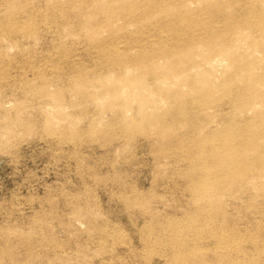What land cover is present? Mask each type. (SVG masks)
I'll return each mask as SVG.
<instances>
[{"label": "rangeland", "instance_id": "obj_1", "mask_svg": "<svg viewBox=\"0 0 264 264\" xmlns=\"http://www.w3.org/2000/svg\"><path fill=\"white\" fill-rule=\"evenodd\" d=\"M151 1L153 2L147 3ZM166 1L169 0H106V2L104 0H95V2L92 0H0V27L8 29L11 26L16 31L13 33V46H0V55L4 54L0 56V79L4 78L0 83L7 84L6 87L12 85L14 88V90L12 87L7 88L5 120L14 123L15 134L12 133L9 137H4L8 140L0 138V249L4 245L1 250L10 249L9 254L12 253L6 264H10V262L13 264L12 258H17V256L22 257L21 264L26 263V260H28L26 264L29 262L32 264H264V175L262 173L264 167V116H256L258 113H264V104L253 103L251 110L249 109L250 105L246 103L250 100L248 94H245L248 99L243 95V98L236 97L237 92H243L244 86L236 80L235 65L227 57L225 58L228 60L224 61V57H221L217 52V47H214L218 44H215L216 42L223 40L222 43L219 42V45L223 44L222 46L227 49L234 48L236 45L234 43H237L243 56L238 61L248 64L250 60H248L247 52H256L254 56L256 55L255 57L260 59V56L264 55V48L261 47L264 46V30L255 22L262 19L264 21V15L261 13L264 12V0H217V5L220 8L217 5L215 8L211 7L204 1L201 5L200 0H170L168 3ZM191 2L194 3L191 4ZM96 3H100L99 6ZM145 4L149 8L151 7L150 10ZM161 4L166 6H161ZM177 5L179 6L178 10L176 9ZM182 5L183 7H181ZM105 6L108 8L107 10ZM144 6L146 7L144 8ZM95 7H100L104 13L99 10L100 8L94 10L97 11L96 13L92 11ZM153 7H157L156 10ZM169 8L176 15L180 14L179 17L177 16L180 20L174 17V12L171 14ZM86 14H89L88 18ZM94 14L95 16H90ZM239 16L241 17L239 18ZM170 19L172 20L171 24ZM247 21L252 23H250L251 27ZM88 24H92L90 28L94 25L93 31L88 28ZM98 24L100 29L96 31L95 29L99 28ZM234 27H238L236 28L238 32L233 29ZM255 27L258 28L257 31ZM3 28H0V31ZM30 30L34 33L31 34ZM233 30L237 36H241L244 32L241 37H238L241 39L235 37L234 33L233 36L231 35ZM239 30L243 32L240 33ZM246 32L248 33L246 34L247 38H245ZM212 34L216 35L210 36ZM202 37H207L208 40ZM194 39H198L197 42L195 41L198 43L197 45L202 40L205 41L204 43L209 46L205 44V46L201 44L200 46L202 50L206 48L208 50L203 51L204 53L201 52L199 46L193 45L196 44L193 42ZM252 39H256L260 44L256 46V49H250V51L247 49V44ZM244 40H247L246 43H243ZM14 42L16 43L13 44ZM228 42L231 43V46ZM172 44L173 46H170ZM191 45L194 46V50ZM209 48L213 49L211 53ZM146 51L147 53H145ZM198 51L201 52L200 54H211L215 59L217 58L219 63L215 62V66L220 70L226 72L227 69H232H229L232 74L227 70L228 77H224V75L227 76L226 74L221 76L227 82L231 80L230 83L228 82L231 86L227 84L232 89L229 88L226 95L219 90L216 91L215 103L208 106L202 103L204 101L200 100L201 97L198 94L193 95L196 93L195 91L190 92L191 86L181 83L183 82L181 79L184 77L181 69L192 60L201 59ZM13 53L17 54L13 55ZM142 53L148 55L145 56ZM171 54L177 55L179 58ZM19 57L23 59L20 61ZM11 59L13 60L11 61ZM144 60L147 62L150 60V63ZM168 62L171 64V70L164 68ZM226 62H228L227 66ZM154 63H162L161 71L152 69ZM30 64L37 70L33 74L31 68L28 69ZM178 65L180 68L176 67ZM51 66L52 68H50ZM206 68L211 69V66ZM27 70L28 76L23 73ZM148 70L150 71L148 72ZM40 71L42 73L52 72L56 76V86L54 87L56 100L52 108L45 107L36 99L38 96L33 92L34 89L27 92L24 88L26 84H31L34 88L40 86L39 78L36 75L37 72L41 73ZM4 75L8 77L5 78ZM177 75L182 76L177 77ZM232 75L233 77H230ZM118 76L119 78H116ZM160 76L164 77L166 83ZM109 79L111 80L109 81ZM123 80L125 81L123 82ZM134 80H139L140 83L134 85L135 83L131 82ZM104 81L106 85L103 84ZM232 82L233 84H231ZM107 83L111 86L108 87ZM129 86L132 91L128 89ZM135 87L137 90L133 89ZM261 89L264 91V85L261 86ZM133 90L137 91V94L133 93ZM140 92L145 97L149 96L147 99L150 100V106H146L150 118L147 119L141 118L140 95L142 96V94ZM167 93H170L169 96ZM181 93L187 96L181 97ZM18 94L21 96L18 97ZM29 95H33V97ZM179 96L182 100L179 99ZM94 97L96 98L94 99ZM27 102L28 104H25ZM180 102L185 107H183L184 109ZM241 103L240 107L242 108H239ZM26 105L28 108H25ZM244 107L247 108V113ZM153 114H157L161 120L163 119L161 123H158L159 125L157 122L152 125ZM243 114L245 115L243 116ZM49 118L52 121L49 122ZM253 118L255 124L251 123L254 121ZM23 119L25 120L23 121ZM256 120H258L257 123ZM130 121H135L137 126L127 128ZM17 122L20 124L22 122V124L19 125ZM24 122L26 124H23ZM41 123L43 126L40 125ZM162 123L166 126L160 129L159 127H163ZM139 125L141 126L139 127ZM222 126H227L226 129L230 132L228 135L230 134L232 137L231 141L229 140L231 143L223 145L221 136L218 138L219 135L214 139L209 137L212 141L204 142L213 130L222 129ZM60 127L64 129H60ZM244 128L250 129V132L247 130L249 134L242 132V130L246 132ZM226 132L225 135H227ZM240 133L243 134L240 135ZM242 140L247 142L243 143ZM2 141L4 144L1 143ZM233 142L237 147L234 156L237 154L240 157L242 154L246 158L248 157L247 160L250 162L248 169L247 167H238L239 179H234L230 175L231 172L226 173L225 168L214 164L215 157L211 156L213 145L221 146L220 150L225 151L224 148ZM220 150L219 152H221ZM205 163L206 165H204ZM213 165L217 167L214 168ZM205 168L207 169L205 170ZM215 169L216 171H212ZM241 169L245 171L241 172ZM214 172L217 173L214 174ZM240 180L241 182H239ZM260 217L261 219H259ZM8 232L11 233V241L3 244L1 237L3 233ZM0 253V257L3 256L2 252Z\"/></svg>", "mask_w": 264, "mask_h": 264}, {"label": "bare ground", "instance_id": "obj_2", "mask_svg": "<svg viewBox=\"0 0 264 264\" xmlns=\"http://www.w3.org/2000/svg\"><path fill=\"white\" fill-rule=\"evenodd\" d=\"M92 1H94L95 2V0H92ZM105 2H106V0H104ZM162 1V0H161ZM170 1V0H169ZM168 1V2H169ZM182 1V0H181ZM188 1V0H187ZM201 1V2H200ZM199 1V3H201V5H202V2L204 1V3H209L210 5H211V7H213L214 6V8L216 7V5H217V0H200ZM246 1V0H245ZM10 2V1H9ZM48 2V1H47ZM153 1H151V2H147V3H152ZM167 2V1H166ZM167 2V3H168ZM195 2H197V1H195ZM257 2V1H256ZM261 2V1H260ZM183 3H184V1H183ZM192 3H194V2H191V4ZM224 3V2H223ZM246 3V2H245ZM45 4V3H44ZM63 4V3H62ZM97 4V3H96ZM100 4V3H99ZM99 4H97L98 6H99ZM105 4V3H104ZM103 4V5H104ZM176 4H177V2H176ZM179 4V3H178ZM182 4V3H181ZM197 4H198V2H197ZM261 4V3H260ZM4 5V4H3ZM29 5V4H28ZM37 5V4H36ZM36 5H34V6H36ZM43 5V4H42ZM46 5V4H45ZM66 5V4H65ZM65 5H63V6H65ZM96 5V6H97ZM145 5H147V4H145ZM151 5H153L154 6V4H151ZM163 4H161V6H162ZM184 5H185V3H184ZM194 5V4H193ZM198 5H200V4H198ZM200 5V6H201ZM246 5V4H245ZM22 6V5H21ZM25 6V5H24ZM60 6H61V4H60ZM83 6V5H82ZM88 6H90V5H88ZM132 6V5H131ZM163 6H166V5H163ZM186 6V5H185ZM218 6V5H217ZM237 6V5H236ZM3 7V6H2ZM38 7V6H37ZM56 7V6H55ZM62 7V6H61ZM66 8H67V6H65ZM106 7V6H105ZM104 7V8H105ZM133 7V6H132ZM146 6H144V8H145ZM177 7L179 8V6L177 5L176 6V9H177ZM181 7H183V5L181 6ZM181 7H180V9H181ZM191 7V6H190ZM208 7V6H207ZM252 7V6H251ZM258 7V6H257ZM20 8V7H19ZM42 8V7H41ZM49 8V7H48ZM98 9L100 8V7H97ZM96 7H95V9H93L92 11H94V10H96L97 9ZM103 8V7H102ZM116 8V7H115ZM147 8H149L148 7V5H147ZM151 8V7H150ZM150 8H149V10H150ZM155 10H156V8L155 7H153ZM159 8V7H158ZM164 8V7H163ZM202 8V7H201ZM200 8V9H201ZM210 8V7H209ZM218 8H220L219 6H218ZM5 9V8H4ZM21 9V8H20ZM30 9V8H29ZM108 8L106 7V10H107ZM161 9V8H160ZM165 9V8H164ZM170 9V8H169ZM186 9V8H185ZM188 9V8H187ZM192 9V8H191ZM195 9V8H194ZM206 9V8H205ZM208 9V8H207ZM243 9V8H242ZM257 9V8H256ZM57 10V9H56ZM100 11H101V8L99 9ZM147 10V9H146ZM148 10V11H149ZM172 10H174L173 8H172ZM178 10V9H177ZM177 10H175V11H177ZM209 10V9H208ZM212 10V9H211ZM8 11H10V10H8ZM13 11V10H12ZM46 11H47V9H46ZM60 11V10H59ZM99 11V12H100ZM170 11H171V9H170ZM183 12H185V10H182ZM233 11V10H232ZM32 12H33V10H32ZM95 13L97 12V11H94ZM102 12V11H101ZM174 12V11H173ZM172 11H171V14L173 13ZM181 12V11H180ZM182 12V13H183ZM230 12V11H229ZM10 13V12H9ZM44 13V12H43ZM86 13V12H85ZM91 13V12H90ZM102 13H104V12H102ZM108 13H109V11H108ZM146 13V12H145ZM150 13V12H149ZM149 13H148V15H149ZM152 13V12H151ZM175 13V12H174ZM173 13V14H174ZM178 13V12H177ZM192 13V12H191ZM202 13V12H201ZM206 13V12H205ZM212 13V12H211ZM259 13V12H258ZM263 15H264V12H261ZM11 14V13H10ZM9 14V15H10ZM17 14V13H16ZM30 14V13H29ZM54 14V13H53ZM84 14V13H83ZM147 14V13H146ZM153 14V13H152ZM169 14V13H168ZM184 14H187V13H184ZM206 14H208V13H206ZM223 14V13H222ZM226 14H227V12H226ZM262 14H261V16H262ZM9 15H7V16H9ZM46 15V14H45ZM81 15V14H80ZM89 15V14H88ZM87 14H86V17L88 18L89 16H88ZM147 15V16H148ZM159 15V14H158ZM180 15V14H179ZM179 15L177 14L176 15V13L174 14V17L176 18L177 16L179 17ZM200 15V14H199ZM209 15V14H208ZM230 15V14H229ZM258 16H260L259 14H257ZM11 16V15H10ZM22 16V15H21ZM75 16V15H74ZM91 17L92 16H95V14L94 15H90ZM157 16V15H156ZM173 16V15H172ZM244 16V15H243ZM256 16V15H255ZM2 17V16H1ZM15 17V16H14ZM31 17V16H30ZM36 17V16H35ZM38 17V16H37ZM61 17V16H60ZM103 17V16H102ZM116 17V16H115ZM137 17V16H136ZM161 17V16H160ZM177 17V20L179 19ZM181 18L183 17V16H180ZM202 17V16H201ZM216 17V16H215ZM241 16H239V18H240ZM257 17V16H256ZM264 17V16H263ZM3 18H5L4 16H3ZM18 18V17H17ZM69 18V17H68ZM87 18L85 19V20H87ZM95 18V17H94ZM93 18V19H94ZM106 18H107V16H106ZM157 18V17H156ZM167 18H169V16H167ZM173 18V17H172ZM171 18V19H172ZM187 18V17H186ZM208 18V17H207ZM221 18V17H220ZM225 18V17H224ZM11 19V18H10ZM13 19V18H12ZM107 19H109V18H107ZM106 19V20H107ZM142 19V18H141ZM170 19V20H171ZM192 19V18H191ZM226 19H228V18H226ZM237 19V18H236ZM258 19H259V17H258ZM4 20V19H3ZM17 21H18V19H16ZM32 20V19H31ZM70 20V19H69ZM110 20V19H109ZM109 20H107V22H109ZM176 20V19H175ZM180 20V19H179ZM188 20V19H187ZM206 20V19H205ZM230 20V19H229ZM254 20V19H253ZM253 20H252V22H253ZM263 20V19H262ZM262 20H258V21H256L255 22V24H257L261 29H263L264 30V21H262ZM27 21V20H26ZM62 21V20H61ZM96 21H97V19H96ZM104 21V20H103ZM115 21V20H114ZM169 21V20H168ZM214 21V20H213ZM217 21V20H216ZM6 22H7V20H6ZM22 22V21H21ZM20 22V23H21ZM47 22V21H46ZM63 22V21H62ZM87 23L89 22L88 20L86 21ZM85 22V23H86ZM160 22V21H159ZM170 22V24H171V22H172V20L171 21H169ZM205 22V21H204ZM2 23V22H1ZM40 23V22H39ZM209 23V22H208ZM244 23L246 24V22L244 21ZM247 23H248V25L250 26L252 23L251 22H249V21H247ZM251 23V24H250ZM254 23V22H253ZM3 24V23H2ZM13 24H16V23H13ZM18 24V23H17ZM33 24V23H32ZM93 24V23H92ZM91 24V25H92ZM101 24V23H100ZM103 24V23H102ZM113 24V23H112ZM137 24V23H136ZM160 24V23H159ZM158 24V25H159ZM214 24V23H213ZM232 24H233V20H232ZM236 24H237V22H236ZM6 25V24H5ZM5 25H3V26H5ZM56 25V24H55ZM89 25V27L88 28H90L91 27V25L90 24H88ZM87 25V26H88ZM144 25H145V23H144ZM164 25V24H163ZM166 25V24H165ZM205 25V24H204ZM226 25V24H225ZM224 25V26H225ZM228 25V24H227ZM230 25V24H229ZM247 25V24H246ZM9 26V25H8ZM15 26V25H14ZM29 26H30V24H29ZM45 26V25H44ZM63 26V25H62ZM139 26H140V24H139ZM143 26V25H142ZM147 26V25H146ZM153 26V25H152ZM167 26H168V24H167ZM188 26V25H187ZM186 26V27H187ZM199 26V25H198ZM241 27L242 26H244V25H240ZM28 27V26H27ZM26 27V28H27ZM97 27V26H96ZM95 27V28H96ZM98 27H99V24H98ZM174 27V26H173ZM190 27V26H189ZM214 27V26H213ZM251 27V26H250ZM0 28H3L2 26L0 27ZM22 28H24V27H22ZM31 28V27H30ZM33 28H34V26H33ZM37 27L35 26V29H36ZM70 28V27H69ZM68 28V29H69ZM74 28V27H73ZM92 28H94V25H93V27ZM92 28H90L91 30H92ZM191 28H193V27H191ZM202 28V27H201ZM206 28H208V27H206ZM218 28V27H217ZM222 28V27H221ZM232 28V27H231ZM230 28V29H231ZM236 28H238V27H234L233 29H235L236 30ZM244 28V27H243ZM256 28V27H255ZM254 28V29H255ZM100 29V27L98 28V29H95L96 31L97 30H99ZM169 29V28H168ZM253 29V30H254ZM257 29L258 28H256V31H257ZM18 30H20V29H18ZM32 30V29H31ZM29 31V32H31V34H32V32L33 31ZM34 30V29H33ZM37 30V29H36ZM154 30V29H153ZM204 30V29H203ZM207 30V29H206ZM227 30V29H226ZM226 30H225V32H226ZM229 30V29H228ZM235 30H233V32H232V36L235 34V37H241L243 34H244V32L242 33L240 30V33H242L241 34V36H237L236 34L237 33H234V31ZM249 30H252V29H250L249 28ZM263 30H261V32L263 33ZM78 31V30H77ZM93 31V30H92ZM111 31H113V30H111ZM168 31V30H167ZM211 31V30H210ZM222 31V30H221ZM237 31V30H236ZM245 31V30H244ZM255 31V30H254ZM260 31V30H259ZM14 32H16L15 31V29H14V27H11L10 26V28H8V29H4L3 28V30H1L0 31V46H11L12 45V39H13V33ZM25 32V31H24ZM56 32V31H55ZM58 32V31H57ZM79 32V31H78ZM95 32V31H94ZM127 32V31H126ZM200 32V31H199ZM224 32V33H225ZM238 32V31H237ZM252 32V31H251ZM28 33V32H27ZM34 33V32H33ZM44 33V32H43ZM42 33V34H43ZM52 33H54V32H52ZM75 33V32H74ZM77 33V32H76ZM112 33V32H111ZM132 33H134V32H132ZM166 33V32H165ZM175 33V32H174ZM191 33V32H190ZM205 33V32H204ZM210 33V32H209ZM223 33V34H224ZM234 33V34H233ZM18 34V33H17ZM93 34V33H92ZM140 34H142V33H140ZM218 34V33H217ZM246 34H248L247 32L245 33V35ZM257 34V33H256ZM261 34V33H260ZM16 35V34H15ZM23 35V34H22ZM25 35V34H24ZM26 35H28V34H26ZM88 35V34H87ZM110 35V34H109ZM143 35V34H142ZM153 35V34H152ZM193 35V34H192ZM198 35V34H197ZM209 35V34H208ZM214 35H216V34H212V35H210V36H214ZM262 35V34H261ZM56 36V35H55ZM177 36V35H176ZM195 36V35H194ZM218 36V35H217ZM225 36V35H224ZM227 36V35H226ZM256 36V35H255ZM257 36H259L258 34H257ZM263 36H264V34H263ZM17 37V36H16ZM32 37V36H31ZM108 37V36H107ZM218 37H221L220 35L218 36ZM217 37V38H218ZM223 37V36H222ZM230 37V36H229ZM234 37V38H235ZM248 37V35H246L245 36V38H247ZM22 38V37H21ZM24 38V37H23ZM33 38H35V37H33ZM59 38H60V36H59ZM106 38V37H105ZM140 38H142V37H140ZM176 38V37H175ZM179 38V37H178ZM202 38H204V37H202ZM210 38H214V37H210ZM226 38V37H225ZM228 38V37H227ZM233 38V39H234ZM236 38V39H237ZM250 38H251V36H250ZM253 38V37H252ZM14 39H16L15 37H14ZM30 39H32V38H30ZM119 39V38H118ZM136 39V38H135ZM196 39V38H195ZM194 39V41L193 42H197V40H195ZM204 39H207V37L206 38H204ZM216 39V38H215ZM222 40H223V38H221ZM220 39V40H221ZM229 39V38H228ZM238 39H241V38H238ZM244 39V38H243ZM242 39V40H243ZM254 39V38H253ZM251 40V41H249L248 42V44H247V49L248 50H250V49H253L254 50V48L256 49V46H259V44H260V42H258L256 39V41L255 40ZM46 40V39H45ZM49 40V39H48ZM88 40V39H87ZM107 40V39H106ZM109 40H111V39H109ZM129 40V39H128ZM132 40V39H131ZM171 40V39H170ZM190 40V39H189ZM200 40H202V39H200ZM208 40V39H207ZM209 40H211V39H209ZM218 40V39H217ZM225 40H227V39H225ZM259 40V39H258ZM15 41V40H14ZM23 41H26V40H23ZM36 40L34 39V42H35ZM55 41V40H54ZM97 41V40H96ZM99 41V40H98ZM112 41V40H111ZM117 41V40H116ZM137 41V40H136ZM191 41V42H192ZM224 41V40H223ZM222 41V42H223ZM240 41V40H239ZM247 41V40H246ZM246 41L244 40V42L243 43H246ZM264 41V40H263ZM17 42V41H16ZM16 42H14L13 44H15ZM20 42V41H19ZM47 42V41H46ZM66 42V41H65ZM94 42V41H93ZM113 42V41H112ZM123 42V41H122ZM130 42V41H129ZM150 42V41H149ZM190 42V41H189ZM195 42V43H196ZM205 41H201L200 43H199V45H197L198 43H196V44H193V45H197V46H199L200 47V49L202 48L201 46H200V44L203 46L205 43H204ZM219 42H221V41H219ZM219 42H216L215 44H217V45H214V43H213V45H214V47L216 46L217 48V52L221 55V57H224V61H225V57H227L229 60H231L232 61V63H234V65H235V68H234V75H235V77H236V80L238 81V82H240L244 87V90H242L243 92H241V91H239V92H237L236 93V97H242V95L243 96H245V94H248V96H249V101H247L246 103L248 104V105H250L249 107V109H251L252 108V104L253 103H262V104H264V91L261 89V86L262 85H264V55L263 56H260L261 58L259 59L258 57H255L254 56V53H256V52H252L253 53V55H252V53L251 52H247L246 54H247V56H248V60H250V62L248 63V64H246L244 61H238L239 60V58L242 56V54H241V50L238 48V46H239V44L237 45V43H234V44H236V45H234L235 47L234 48H232V49H227L226 47H223L222 45H219ZM221 42V43H222ZM231 42V41H230ZM240 42H242V41H240ZM96 43H98V42H96ZM187 43V42H186ZM207 43V42H206ZM229 43V42H228ZM227 43V44H228ZM232 43V42H231ZM231 43H229V45L231 46ZM20 44V43H19ZM42 44V43H41ZM60 44V43H59ZM80 44V43H79ZM112 44V43H111ZM145 44V43H144ZM188 44V43H187ZM186 44V45H187ZM208 44V43H207ZM212 44V43H211ZM210 44V46H212ZM17 45V44H16ZM22 45V44H21ZM21 45H19V46H21ZM63 45V44H62ZM67 45V44H66ZM96 46H97V44H95ZM155 45V44H154ZM163 45V44H162ZM189 45V44H188ZM187 45V46H188ZM206 45V44H205ZM204 45V46H205ZM226 45V44H225ZM13 46V45H12ZM70 46V45H69ZM84 46V45H83ZM95 46V47H96ZM136 46V45H135ZM141 46V45H140ZM170 46H173V44L172 45H170ZM192 46V45H191ZM190 46V47H191ZM206 46H209V45H206ZM241 46V45H240ZM261 46V45H260ZM22 47V46H21ZM28 47V46H27ZM67 47V46H66ZM124 47V46H123ZM122 47V48H123ZM137 47V46H136ZM161 47V46H160ZM184 47V46H183ZM186 47V46H185ZM193 47V50H194V46H192ZM261 47H263L264 48V46L262 45ZM260 47V48H261ZM11 48V47H10ZM18 48V47H17ZM58 48V47H57ZM71 48V47H70ZM76 48V47H75ZM81 48V47H80ZM88 48V47H87ZM115 48H116V46H115ZM158 48V47H157ZM163 48V47H162ZM189 48V47H188ZM187 48V49H188ZM205 48V47H204ZM203 48V49H204ZM243 49H244V47H242ZM3 49V48H2ZM37 49V48H36ZM68 49V48H67ZM111 49V48H110ZM144 49V48H143ZM159 49V48H158ZM189 49H191V48H189ZM195 49H197V48H195ZM199 49V50H200ZM207 49V48H206ZM206 49H204V50H202L201 52H206L205 50ZM262 49V48H261ZM261 49H257L258 51L259 50H261ZM19 50V49H18ZM22 50V49H21ZM57 50V49H56ZM55 50V51H56ZM73 50V49H72ZM76 50V49H75ZM167 50V49H166ZM192 50V51H193ZM208 50V49H207ZM211 50V51H210ZM212 50L213 49H211V48H209V52L211 53L212 52ZM214 50V53L216 52ZM263 50V49H262ZM6 51V50H5ZM5 51H2V52H5ZM9 51V50H8ZM7 51V52H8ZM157 51H159V50H157ZM162 51H165V50H163L162 49ZM174 51V50H173ZM191 51V50H190ZM247 51V50H246ZM251 51V50H250ZM257 51V52H258ZM16 52H18V51H16ZM21 52V51H20ZM69 52V51H68ZM121 52V51H120ZM175 52V51H174ZM174 52H172L171 51V53H174ZM186 52L188 53V51L186 50ZM194 52V51H193ZM200 52V53H201ZM203 52V53H204ZM261 52H263V51H261ZM10 53V52H9ZM19 53V52H18ZM28 53V52H27ZM85 53V52H84ZM87 53V52H86ZM85 53V54H86ZM136 53H137V51H136ZM145 53H147V51L145 52ZM164 53V52H163ZM176 53V52H175ZM174 53V54H175ZM192 53V52H191ZM190 53V54H191ZM196 53V52H195ZM197 53H199V51L197 52ZM199 53V54H200ZM12 54V53H11ZM17 54V53H16ZM16 54H14L13 53V55H16ZM41 54V53H40ZM61 54V53H60ZM63 54H64V52H63ZM141 54V53H140ZM142 54H144V53H142ZM148 54H149V52H148ZM147 54V55H148ZM159 54V53H158ZM193 54V53H192ZM213 54V53H212ZM243 54H245V53H243ZM260 54V53H259ZM263 54V53H262ZM2 55V54H1ZM0 55V56H1ZM4 55V54H3ZM2 55V56H3ZM21 55V54H20ZM24 55V54H23ZM106 55H108V54H106ZM139 55V54H138ZM137 55V56H138ZM145 55V54H144ZM142 55V57H145V56H147V55ZM171 55H173V54H171ZM171 55H170V57H171ZM189 55V54H188ZM201 55V59L199 60V59H197V60H195L194 59V57H196V56H194V54H193V59L195 60V61H191L189 64H187V66H186V64H185V66L183 67V69H181L182 70V73H183V75H184V77H182L183 79H181V80H183V82H181L183 85H187V86H191L190 88H191V91L190 92H192V91H195L196 93H193V95L194 94H198V96L199 97H201L200 98V100L201 99H203L202 101H204V102H202V103H204L205 105H209V104H214L215 103V98H214V96H215V92L216 91H221V93L223 92L225 95L229 92V88L230 87H228L230 84V81H228L227 82V80L225 79V78H221V76L223 75V74H226V72H227V70L229 71V73H231L232 74V72H230V70L229 69H231V68H229V69H227L226 70V72H224V70H220V68H218L217 66H215V62H218L219 60L216 58L215 59V57L212 55L211 56V54H207V55H205V54H200ZM200 55H198V56H200ZM215 55V54H214ZM7 56V55H6ZM62 56V55H61ZM100 56V55H99ZM173 56H177V55H173ZM258 56V55H257ZM11 57V56H10ZM10 57H8V58H10ZM13 57V56H12ZM14 57H16V56H14ZM28 57V56H27ZM36 57V56H35ZM141 57V58H142ZM149 57H150V54H149ZM178 57V56H177ZM34 58V57H33ZM67 58V57H66ZM74 58V57H73ZM133 58H134V56H133ZM148 58V57H147ZM156 58V57H155ZM179 58V57H178ZM197 58V57H196ZM242 58H243V56H242ZM5 59V58H4ZM15 59V58H14ZM18 59V58H17ZM19 59H20V61L23 59L22 57L20 58L19 57ZM18 59V60H19ZM25 59V58H24ZM52 59V58H51ZM78 59V58H77ZM100 59V58H99ZM112 59V58H111ZM124 59V58H123ZM139 59V58H138ZM169 59V58H168ZM167 59V60H168ZM187 59V58H186ZM185 59V60H186ZM222 59V58H221ZM228 59H226V60H228ZM262 59V60H261ZM6 60H7V58H6ZM13 59H11V61H12ZM17 60V61H18ZM26 60V59H25ZM30 60V59H29ZM109 60V59H108ZM142 60V59H141ZM150 60H151V58H150ZM149 60V61H150ZM180 60V59H179ZM217 60V61H216ZM243 60V59H242ZM248 60H245V61H247L248 62ZM19 61V62H20ZM82 61V60H81ZM123 61V60H122ZM130 61V60H129ZM137 61V60H136ZM139 61V60H138ZM145 62H147L146 60H144ZM148 61V62H149ZM176 61V63L178 62L177 60H175ZM174 61V62H175ZM3 62V61H2ZM15 62V61H14ZM29 62V61H28ZM32 62H33V60H32ZM142 62V61H141ZM147 62V63H148ZM159 62H161V61H159ZM167 62V61H166ZM221 62H222V60H221ZM18 63V62H17ZM30 63V62H29ZM86 63V62H85ZM88 63V62H87ZM102 63V62H101ZM150 63V62H149ZM164 63V62H163ZM219 63V62H218ZM222 63H224V62H222ZM227 63L228 62H226L225 64H226V66H227ZM230 63V62H229ZM232 63H231V65H232ZM11 64V63H10ZM19 64V63H18ZM23 64V63H22ZM43 64V63H42ZM45 64V63H44ZM76 64V63H75ZM74 64V65H75ZM91 64V63H90ZM116 64V63H115ZM118 64V63H117ZM162 64V63H161ZM161 64H157V63H154L153 64V67L154 68H152V69H156V71H161L160 70V65ZM177 64H179V63H177ZM217 64V63H216ZM224 64V65H225ZM21 65V64H20ZM34 65V64H33ZM60 65H62V64H60ZM86 65V64H85ZM98 65V64H97ZM103 65V64H102ZM143 65V64H142ZM145 65V64H144ZM173 65V64H172ZM184 65V64H183ZM23 66V65H22ZM76 66V65H75ZM139 66V65H138ZM152 66V65H151ZM162 66V65H161ZM165 67V69H167V70H171V64L168 62V63H166L165 65H164ZM174 66V65H173ZM207 66H211V69H208V68H206ZM233 66V65H232ZM24 67V66H23ZM29 67L31 68L30 70H31V72H32V74L33 73H35L34 71L36 70V68H35V66H31V64H30V66H28V69H29ZM37 67V66H36ZM79 67H81V66H79ZM95 67V66H94ZM97 67V66H96ZM141 67V66H140ZM144 67V66H143ZM147 67V66H146ZM176 67H179V65L178 66H176ZM176 67H175V69H176ZM225 67V66H224ZM223 67V68H224ZM25 68V67H24ZM45 68V67H44ZM50 68H52V66L50 67ZM84 68V67H83ZM98 68V67H97ZM100 68V67H99ZM104 68V67H103ZM120 68V67H119ZM131 68H132V66H131ZM134 68V67H133ZM137 68H139V67H137ZM149 68V67H148ZM180 68V67H179ZM182 68V67H181ZM27 69V68H26ZM82 69V68H81ZM121 69V68H120ZM144 69V68H143ZM142 69V70H143ZM151 69V68H150ZM25 70V69H24ZM40 70V68L38 69V71ZM43 70V69H42ZM51 70V69H50ZM78 70V69H77ZM80 70V69H79ZM139 70V69H138ZM147 70V69H146ZM180 70V69H179ZM232 70V69H231ZM37 71V70H36ZM150 70H148V72H149ZM155 71V70H154ZM154 71H151V72H154ZM27 72H28V70L27 71H24L23 73L24 74H26L27 75ZM41 73H39L38 74V72H37V76H38V78H39V81H40V86H38L37 88H34V87H32L31 86V84H26L25 85V90L27 91V92H29V91H32V89H34L33 90V92L38 96L36 99H38L45 107H48V106H50L51 108L54 106V101L56 100V95H55V93H54V87L56 86V80H55V77L56 76H54V74L52 73V72H43L42 73V71H40ZM71 72V71H70ZM145 73H146V71H144ZM175 72V71H174ZM176 72H178V71H176ZM30 73V72H29ZM45 73V74H44ZM56 73V72H55ZM167 73V72H166ZM179 73H181V72H179ZM1 74V73H0ZM5 74V73H4ZM9 74V73H8ZM18 74V73H17ZM23 74V75H24ZM76 74H77V72H76ZM131 74H132V72H131ZM156 74H157V72H156ZM169 74H170V71H169ZM172 74V73H171ZM75 75V74H74ZM85 75V74H84ZM151 75H152V73H151ZM167 75V74H166ZM179 75V74H178ZM177 75V77H180V76H182V75H180V76H178ZM227 75V74H226ZM2 76V75H1ZM5 76V78H6V76L7 75H4ZM10 76V75H9ZM28 76V75H27ZM26 76V77H27ZM32 76H35V75H32ZM67 76V75H66ZM120 77H121V75H119ZM119 76L118 77H116V78H119ZM123 76V75H122ZM149 76V75H148ZM152 76H154V75H152ZM8 77V76H7ZM11 77V76H10ZM24 77V76H23ZM143 77V76H142ZM159 77V76H158ZM160 77H162V76H160ZM169 77H170V75H169ZM224 77H228V75L227 76H225L224 75ZM230 77H233V75L232 76H230ZM3 78V77H2ZM1 78V79H2ZM15 78V77H14ZM19 78V77H18ZM17 78V79H18ZM25 78V77H24ZM23 78V79H24ZM29 78V77H28ZM60 78V77H59ZM87 78V77H86ZM125 78V77H124ZM168 78V77H167ZM174 78H176V77H174ZM1 79H0V81H1ZM4 79V78H3ZM8 79V78H7ZM13 79V78H12ZM23 79H20V80H23ZM27 79V78H26ZM108 79V78H107ZM127 79V78H126ZM155 79V78H154ZM162 79H164V77H162ZM161 79V80H162ZM229 79V78H228ZM9 80H11V79H9ZM13 80H16V79H13ZM28 80V79H27ZM93 80V79H92ZM111 79H109V81H110ZM152 80V79H151ZM233 80V79H232ZM6 81V80H5ZM4 81V82H5ZM29 81H31V79H29ZM82 81H83V79H82ZM90 81V80H89ZM94 81H95V79H94ZM106 81V80H105ZM105 81L103 82V84H105L106 85V83H105ZM108 81V80H107ZM119 81H121V80H119ZM119 81H118V84H119ZM125 80H123V82H124ZM144 81V80H143ZM156 81V80H155ZM154 81V82H155ZM13 82V81H12ZM12 82H10V83H12ZM16 82H18V81H16ZM61 82V81H60ZM68 82V81H67ZM79 82V81H78ZM114 82V81H113ZM128 82V81H127ZM132 82V84H134V85H138L139 83H140V81L139 80H134V81H131ZM134 82V83H133ZM152 82V81H151ZM162 82V81H161ZM6 83H9V82H6ZM20 83V82H19ZM24 83V82H23ZM93 83V82H92ZM126 83V82H125ZM141 83H142V78H141ZM144 83V82H143ZM158 83V82H157ZM164 83H166L165 82V79H164ZM169 83V82H168ZM181 83H178V84H181ZM229 85H228V84ZM15 84V83H14ZM13 84V86H15ZM18 84V83H17ZM17 84H16V87H17ZM36 84V83H35ZM37 84H38V82H37ZM36 84V85H37ZM118 84H117V88H118ZM154 85H156L155 83H153ZM172 84V83H171ZM177 84V83H176ZM231 84H233V82L231 83ZM7 85V84H6ZM6 85L4 84V83H0V138L2 137V139H4V137L5 136H8L9 137V135H12V133L13 134H15L14 133V131H15V126H14V123L12 124V123H10V122H8V121H6L5 119H6V92H7V88H11L12 87V85L10 86V87H6ZM10 85V84H9ZM8 85V86H9ZM35 85V86H36ZM72 85V84H71ZM107 85H108V87L109 86H111L110 84H108L107 83ZM147 85V84H146ZM149 85V84H148ZM161 85V84H160ZM166 85V84H165ZM63 86V85H62ZM66 86V85H65ZM64 86V87H65ZM78 86H80L79 84H78ZM116 86V85H115ZM114 86V88H116ZM128 86V85H127ZM133 86V85H132ZM153 86V85H152ZM179 86V85H178ZM231 86V85H230ZM233 86V85H232ZM22 87V86H21ZM69 87H71V86H69ZM98 87V86H97ZM101 87V86H100ZM107 89H108V87L107 86H105ZM143 87V86H142ZM149 88H150V86H148ZM154 87V86H153ZM23 88V87H22ZM105 88V89H106ZM112 88H113V86H112ZM127 88V87H126ZM132 88V87H131ZM141 88V87H140ZM165 88V87H164ZM12 89L14 90V88L12 87ZM18 89V88H17ZM19 89H20V86H19ZM130 91H132L131 89H130V86H129V88H128ZM134 90H137V88L135 87V88H133ZM142 89V88H141ZM141 89H140V91H141ZM151 89V88H150ZM168 89V88H167ZM176 89H178V88H176ZM230 89H232V88H230ZM9 90V89H8ZM25 90H23V91H25ZM70 90V89H69ZM117 90V89H116ZM134 90H133V93H136V92H134ZM147 90V89H146ZM155 90V89H154ZM179 90H181V89H179ZM85 91V90H84ZM139 91V90H138ZM150 91V90H149ZM153 91V90H152ZM162 91H164V90H162ZM175 91H177V90H175ZM175 91H171V92H175ZM182 91V90H181ZM26 92V93H27ZM103 92V91H102ZM141 92H143V91H141ZM140 92V93H141ZM146 92V91H145ZM158 92V91H157ZM156 92V93H157ZM13 93V92H12ZM89 93V92H88ZM113 93V92H112ZM117 93V92H116ZM116 93H114L115 95H116ZM132 92H131V95L133 94ZM140 93H138V94H140ZM148 93H150V92H148ZM166 93V92H165ZM180 93V92H179ZM187 93V92H186ZM234 93V92H233ZM92 95H93V93H91ZM137 94V93H136ZM142 94V93H141ZM170 94V93H169ZM169 94L167 93V95L169 96ZM172 94V93H171ZM182 94V96L181 97H186L185 96V94L184 93H181ZM235 94V93H234ZM14 95L16 96L17 95V92H16V94L14 93ZM19 95L20 94H18V97H19ZM119 95V94H118ZM174 95H175V93H174ZM230 95V94H229ZM11 96H13V94H11ZM21 96V95H20ZM29 96H32L33 97V95H29ZM28 96V97H29ZM136 96V95H135ZM139 96V95H138ZM148 96V95H147ZM147 96L145 97V96H143V94H142V96L140 95V101H141V111H140V114H141V118H143V119H147L148 117L150 118V116H148L149 115V112L147 111V106L146 105H149L150 104V100H148L147 99ZM151 96V95H150ZM197 96V95H196ZM223 96V95H222ZM247 96V95H246ZM245 96V97H246ZM88 97V96H87ZM126 97V96H125ZM149 97V96H148ZM160 97V96H159ZM163 97V96H162ZM165 98H166V94H165V96H164ZM163 97V98H164ZM180 96H179V99H181L182 100V98H181ZM14 98V97H13ZM17 98V97H16ZM31 98V97H30ZM96 97H94V99H95ZM99 98V97H98ZM98 98H97V100H98ZM115 98V97H114ZM164 98V99H165ZM175 98V97H174ZM174 98H172V99H174ZM229 98V97H228ZM227 98V99H228ZM231 98L233 99V97L231 96ZM243 98V97H242ZM247 98V97H246ZM245 98V99H246ZM8 99V98H7ZM12 99V98H11ZM76 99V98H75ZM78 99V98H77ZM162 99V98H161ZM176 99H177V97H176ZM194 99H196V98H194ZM193 99V100H194ZM248 99V98H247ZM31 100H32V98H31ZM131 100H133V99H131ZM192 100V101H193ZM199 100V99H198ZM241 100H244V99H241ZM38 101V102H39ZM82 101V100H81ZM100 101V100H99ZM98 101V102H99ZM102 102V101H101ZM138 102V101H137ZM154 102V101H153ZM236 102V101H235ZM238 102V101H237ZM57 103V102H56ZM105 103V102H104ZM189 103V102H188ZM220 103V102H219ZM232 103V102H231ZM230 103V104H231ZM25 104H28V102L27 103H25ZM31 104V103H30ZM168 104V103H167ZM180 104H182V102H180ZM235 104V103H234ZM238 104V103H237ZM245 104V103H244ZM243 104V105H244ZM247 104H245L246 106H247ZM220 105V104H219ZM258 105V104H257ZM23 106V105H22ZM110 106V105H109ZM112 106V105H111ZM150 106V105H149ZM148 106V107H149ZM181 106V105H180ZM194 106V105H193ZM240 106H242V103H241V105L239 104V108H242V107H240ZM55 107H57V106H55ZM105 107V106H104ZM178 107V106H177ZM182 108L184 107L183 106V104H182V106H181ZM180 107V108H181ZM220 107V106H219ZM24 108V107H23ZM25 108H28L27 107V105H26V107ZM185 108V107H184ZM183 108V109H184ZM214 108V107H213ZM245 108V110L247 109L246 107H244ZM235 109V108H234ZM249 109H248V111H249ZM17 110V109H16ZM20 110V109H19ZM23 110H26V109H23ZM28 110V109H27ZM198 110V109H197ZM204 110V109H203ZM238 110V109H237ZM252 110V109H251ZM8 111V110H7ZM13 111V110H12ZM45 111V110H44ZM107 111V110H106ZM199 111V110H198ZM213 111V110H212ZM220 111V110H219ZM242 111V110H241ZM241 111H240V113H241ZM16 112V111H15ZM14 112V113H15ZM20 112H21V110H20ZM166 112V111H165ZM164 112V113H165ZM229 112V111H228ZM236 112H238V111H236ZM245 112V111H244ZM18 113V112H17ZM132 113V112H131ZM163 113V114H164ZM169 113V112H168ZM188 113V112H187ZM197 113V112H196ZM207 113V112H206ZM246 113H247V110H246ZM43 114V113H42ZM50 114L51 115H53V113H51L50 112ZM71 114V113H70ZM152 114V113H151ZM158 114H160V113H158ZM207 114H210V113H207ZM206 114V116H208ZM238 114H239V112H238ZM154 116V119H153V121H151L153 124L152 125H154L156 122H157V124L158 123H161L162 122V120H161V118L157 115V114H153ZM189 115V114H188ZM195 115V114H194ZM214 115H215V113H214ZM222 115V114H221ZM237 115V114H236ZM242 115V114H241ZM245 114H243V116H244ZM22 116V115H21ZM21 116H19V117H21ZM24 116V115H23ZM27 116V115H26ZM25 116V117H26ZM45 116V115H44ZM90 116H92V115H90ZM129 116H130V114H129ZM129 116H127V117H129ZM180 116V115H179ZM217 116V115H216ZM242 116V117H243ZM254 116V115H253ZM256 116H264V113L262 114V113H258ZM17 117V116H16ZM24 117V118H25ZM52 117V116H51ZM69 117V116H68ZM194 117V116H193ZM70 118V117H69ZM163 118V117H162ZM186 118V117H185ZM196 118V117H195ZM255 118V117H254ZM253 118V119H254ZM15 119V118H14ZM27 119V118H26ZM46 119V118H45ZM124 119H125V116H124ZM123 119V120H124ZM181 119V118H180ZM207 119H209V118H207ZM258 119V118H257ZM260 120H262L261 118H259ZM258 119V120H259ZM25 119H23V121H24ZM28 120V119H27ZM34 120H35V118H34ZM149 120V119H148ZM170 120H172V119H170ZM192 120V119H191ZM195 120V119H194ZM212 120V119H211ZM250 120V119H249ZM258 120H256V123H257V121ZM12 121V120H11ZM40 121V120H39ZM48 121L50 122V121H52V119L51 118H49L48 119ZM144 121H146V120H144ZM180 121V120H179ZM185 121V120H184ZM13 122V121H12ZM103 122V121H102ZM115 122V121H114ZM124 122V121H123ZM149 122V121H148ZM164 122V121H163ZM202 122V121H201ZM208 122V121H207ZM226 122V121H225ZM229 122V121H228ZM239 122V121H238ZM237 122V123H238ZM245 122V121H244ZM250 122V121H249ZM248 122V123H249ZM262 122V121H261ZM18 123V122H17ZM42 123H44V122H42ZM40 124V125H42L43 126V124ZM165 123V122H164ZM168 123V122H167ZM174 123V122H173ZM248 123L246 124V127H247V125H248ZM252 124H255V119H254V121H252L251 122ZM259 123V122H258ZM19 125H21L22 124V122H21V124L20 123H18ZM23 124H26L25 122L23 123ZM29 125H30V123H28ZM69 124V123H68ZM113 124H115V123H113ZM188 124V123H187ZM251 124V125H252ZM263 124H264V122H263ZM16 125V124H15ZM37 125H39V124H37ZM109 125V124H108ZM110 125H111V123H110ZM151 125V124H150ZM159 125V124H158ZM161 125H163V127L161 126V127H159L160 129L161 128H164V126H166V125H164L163 123L161 124ZM260 125V124H259ZM18 126V125H17ZM28 126V125H27ZM47 126V125H46ZM105 126V125H104ZM112 126V125H111ZM133 126H137L136 125V123H135V121H130L129 122V124L127 125V128H132ZM141 125H139V127H140ZM178 126V125H177ZM200 126H202V125H200ZM215 126V125H214ZM239 126H241L240 124H239ZM252 126H254V125H252ZM26 127V126H25ZM28 127H30V126H28ZM147 127V126H146ZM219 127H221V126H219ZM218 127V128H219ZM223 127V126H222ZM227 127V126H226ZM226 127H223L222 129H216V130H213L212 132H211V134L210 135H208V138H207V140H205L204 142H209V140H211V139H209V137H212L213 139L217 136V135H219V137L218 138H220V136H221V143H224L223 145H225V143H227L228 144V142H230L231 140H230V138H232L231 137V135H230V137H229V135H228V130L226 129ZM21 128V127H20ZM63 128V127H62ZM61 127H60V129H62ZM167 128V127H166ZM192 128H193V126H192ZM202 128V127H201ZM231 128V127H230ZM240 128V127H239ZM23 129V128H22ZM25 129V128H24ZM29 129V128H28ZM64 129V128H63ZM77 129V128H76ZM124 129V128H123ZM135 129V128H134ZM144 129V128H143ZM170 129V128H169ZM252 129H254V128H252ZM263 129V128H262ZM26 130V129H25ZM33 130V129H32ZM31 130V131H32ZM59 130V129H58ZM68 130V129H67ZM102 130V129H101ZM163 130V129H162ZM240 130H242V129H240ZM244 130H246L245 128H244ZM248 130V129H247ZM247 130H246V132L245 131H243L242 130V132H244L245 134L247 133ZM250 130V129H249ZM248 130V131H249ZM34 131V130H33ZM60 131V130H59ZM77 131V130H76ZM157 131H159V130H157ZM190 131V130H189ZM208 131V130H207ZM225 131H227L226 133H227V135H225L224 133H225ZM254 131V130H253ZM256 131H257V129H256ZM255 131V132H256ZM26 132V131H25ZM24 132V133H25ZM141 132V131H140ZM159 132H161V131H159ZM164 132V131H163ZM166 132V131H165ZM164 132V133H165ZM172 132V131H171ZM194 132V131H193ZM232 132V131H231ZM238 132V131H237ZM240 132V131H239ZM250 132V131H249ZM43 133V132H42ZM104 133V132H103ZM143 133V132H142ZM153 133V132H152ZM230 133V132H229ZM256 133H258V132H256ZM19 134V133H18ZM104 134H106V133H104ZM154 134V133H153ZM157 134V133H156ZM155 134V135H156ZM182 134V133H181ZM195 134V133H194ZM234 134H236V133H234ZM241 134H243V133H240V135ZM247 134H249V133H247ZM253 134H255V133H253ZM256 135H258V134H256ZM20 136H22L21 135V133H20ZM32 136V135H31ZM161 136V135H160ZM181 136V135H180ZM184 136V135H183ZM232 136H233V134H232ZM243 136V135H242ZM14 137V136H13ZM26 137V136H25ZM38 137V136H37ZM48 137V136H47ZM60 137V136H59ZM91 137H92V135H91ZM237 137V136H236ZM243 137H245V136H243ZM34 138V137H33ZM82 138V137H81ZM181 138V137H180ZM5 139H7V138H5ZM4 139V140H5ZM12 139V138H11ZM49 139V138H48ZM54 139V138H53ZM63 139V138H62ZM152 139V138H151ZM184 139V138H183ZM234 139V138H233ZM232 139V140H233ZM239 139H241V138H239ZM8 140V139H7ZM10 140V139H9ZM16 140V139H15ZM97 140V139H96ZM162 140V139H161ZM180 140V139H179ZM198 140V139H197ZM202 140V139H201ZM230 140V141H229ZM248 140V139H247ZM154 141V140H153ZM164 141V140H163ZM167 141H168V139H167ZM212 141V140H211ZM237 141V140H236ZM14 142V141H13ZM238 142V141H237ZM241 142H243V143H246L247 141L246 140H242ZM2 144H4V141H2L1 142ZM169 143V142H168ZM188 143V142H187ZM194 143V142H193ZM231 143V142H230ZM229 143V144H230ZM1 144V145H2ZM182 144V143H181ZM180 144V145H181ZM226 144V145H227ZM235 142H233V144H230L227 148H224V149H226L225 151H221L220 150V148H221V146H216V145H213V148H212V155L211 156H214L215 158V161H214V164H217V165H219V166H221L222 168H225L224 170H227V172L226 173H229V172H231L230 173V175H232V177H234V179H239V176H240V172L238 173L237 172V169H238V167H241V168H245V167H247V169L249 168V160H247V158H246V156H244V155H242L241 154V156L239 157L237 154V157H238V159H237V157H235L234 156V152H235V148H237L235 145ZM242 144V143H241ZM249 144V143H248ZM19 145V144H18ZM152 145V144H151ZM157 145V144H156ZM235 147H234V146ZM240 145V144H239ZM192 146V145H191ZM238 146V145H237ZM170 147V146H169ZM162 148V147H161ZM163 148H164V146H163ZM178 148V147H177ZM195 148V147H194ZM202 148V147H201ZM222 148V149H223ZM165 149V148H164ZM181 149V148H180ZM249 149V148H248ZM161 150V149H160ZM186 150V149H185ZM219 150L221 151V152H219ZM155 151V150H154ZM156 151H157V149H156ZM197 151V150H196ZM124 152V151H123ZM163 152V151H162ZM194 152V151H193ZM206 152V151H205ZM127 153V152H126ZM158 153H161V152H158ZM165 153V152H164ZM167 153V152H166ZM202 153V152H201ZM220 153V154H219ZM244 153V152H243ZM255 153V152H254ZM208 154V153H207ZM246 154V153H245ZM248 154H249V152H248ZM12 155V154H11ZM124 155V154H123ZM198 155V154H197ZM210 155V154H209ZM262 156V155H261ZM264 156V155H263ZM115 157V156H114ZM113 157V158H114ZM204 157V156H203ZM156 158H158V157H156ZM202 158V157H201ZM186 159V158H185ZM206 159V158H205ZM205 159H204V161H205ZM260 160H262V159H260ZM199 161V160H198ZM206 161H208L207 159H206ZM205 161V162H206ZM180 162V161H179ZM182 162V161H181ZM264 163V162H263ZM190 164V163H189ZM213 164V163H212ZM253 164V163H252ZM157 165V164H156ZM174 165V164H173ZM177 165V164H176ZM202 165V164H201ZM204 165H206V163L204 164ZM190 166V165H189ZM214 166V165H213ZM164 167V166H163ZM197 167V166H196ZM204 167V166H203ZM208 167H210V166H208ZM215 167H217L216 165L214 166V168ZM162 168V167H161ZM160 168V169H161ZM211 168V167H210ZM257 168H258V166H257ZM202 169V168H201ZM207 168H205V170H206ZM216 169H218V168H216ZM216 169L215 170H212V171H216ZM220 169V168H219ZM255 169V168H254ZM223 170V171H224ZM230 170V171H229ZM242 170V171H241ZM240 171L241 172H243V171H245L244 169H241ZM183 171V170H182ZM209 171H210V169H209ZM211 171V172H212ZM220 171V170H219ZM218 171V172H219ZM206 172V171H205ZM225 172V171H224ZM207 173V172H206ZM205 173V174H206ZM215 173H217V172H214V174ZM262 173H263V175H264V167L262 168ZM169 174V173H168ZM200 174V173H199ZM156 175V174H155ZM170 175V174H169ZM176 175V174H175ZM181 175V174H180ZM211 175H213V174H211ZM257 175V174H256ZM161 176V175H160ZM208 176V175H207ZM216 176V175H215ZM260 176V175H259ZM169 177V176H168ZM174 177V176H173ZM176 177V176H175ZM210 177H212V176H210ZM231 177V176H230ZM229 177V178H230ZM99 178V177H98ZM111 178V177H110ZM203 178V177H202ZM105 179V178H104ZM171 179V178H170ZM207 179V178H206ZM225 179V178H224ZM226 179H228V178H226ZM233 179V178H232ZM109 180V179H108ZM223 180V179H222ZM121 181V180H120ZM174 181V180H173ZM210 182H211V180H210ZM210 182H209V184H210ZM224 182V181H223ZM239 182H241V180L239 181ZM220 183V182H219ZM243 183V182H242ZM223 184V183H222ZM262 184V183H261ZM211 185V184H210ZM239 186H240V184H238ZM243 185V184H242ZM198 186V185H197ZM210 187H212V186H210ZM132 188V187H131ZM231 188V187H230ZM137 189V188H136ZM224 189V188H223ZM258 189V188H257ZM260 189V188H259ZM177 190V189H176ZM222 190V189H221ZM201 191V190H200ZM217 191V190H216ZM227 191V190H226ZM142 193V192H141ZM236 193V192H235ZM234 193V194H235ZM132 194V193H131ZM256 194V193H255ZM261 194V193H260ZM189 195V194H188ZM217 195V194H216ZM142 196H143V194H142ZM147 196V195H146ZM54 197V196H53ZM71 197V196H70ZM69 197V198H70ZM132 197V196H131ZM212 197V196H211ZM223 197V196H222ZM257 197V196H256ZM179 198V197H178ZM254 198V197H253ZM264 198V197H263ZM149 199V198H148ZM149 201V200H148ZM50 202V201H49ZM260 202H261V200H260ZM71 203V202H70ZM125 203V202H124ZM190 203V202H189ZM254 203V202H253ZM146 205H148V204H146ZM255 205V204H254ZM137 206V205H136ZM233 206V205H232ZM249 206V205H248ZM253 206V205H252ZM261 207V206H260ZM82 208V207H81ZM189 208V207H188ZM16 209V208H15ZM22 209V208H21ZM130 209V208H129ZM141 209V208H140ZM248 209V208H247ZM24 210V209H23ZM22 210V211H23ZM89 210V209H88ZM240 210V209H239ZM17 211V210H16ZM234 211V210H233ZM149 212V211H148ZM217 212V211H216ZM237 212V211H236ZM239 212V211H238ZM252 212V211H251ZM250 212V213H251ZM253 212H255V211H253ZM14 213V212H13ZM18 213V212H17ZM86 213V212H85ZM153 213V212H152ZM261 213V212H260ZM53 214V213H52ZM220 214V213H219ZM242 214V213H241ZM254 214V213H253ZM50 215V214H49ZM157 215V214H156ZM181 215V214H180ZM179 215V216H180ZM203 215V214H202ZM148 216V215H147ZM171 216V215H170ZM257 216V215H256ZM163 217V216H162ZM46 218V217H45ZM227 218V217H226ZM37 219H39V218H37ZM84 219V218H83ZM157 219V218H156ZM222 219V218H221ZM246 219V218H245ZM259 219H261V217L259 218ZM77 220V219H76ZM254 220V219H253ZM45 221V220H44ZM93 221V220H92ZM157 221V220H156ZM222 221H225V220H222ZM74 222V221H73ZM94 222V221H93ZM248 222V221H247ZM262 222V221H261ZM16 223V222H15ZM34 223V222H33ZM89 223V222H88ZM164 223V222H163ZM183 223V222H182ZM232 223V222H231ZM241 223V222H240ZM254 223V222H253ZM264 223V222H263ZM20 224V223H19ZM48 224V223H47ZM52 224V223H51ZM223 224V223H222ZM13 225V224H12ZM15 225V224H14ZM42 225V224H41ZM92 225V224H91ZM216 225V224H215ZM247 225V224H246ZM251 225V224H250ZM255 225V224H254ZM7 226V225H6ZM10 226V225H9ZM144 226V225H143ZM218 226V225H217ZM8 227V226H7ZM19 227V226H18ZM22 227V226H21ZM39 227V226H38ZM182 227V226H181ZM241 227V226H240ZM244 227V226H243ZM95 228V227H94ZM149 228V227H148ZM184 228H185V226H184ZM224 228V227H223ZM54 229V228H53ZM73 229V228H72ZM85 229V228H84ZM103 229V228H102ZM196 229V228H195ZM260 229V228H259ZM262 229V228H261ZM75 230V229H74ZM145 230V229H144ZM264 230V229H263ZM3 231V230H2ZM41 231V230H40ZM65 231V230H64ZM78 231V230H77ZM16 232V231H15ZM49 232V231H48ZM31 233H33V232H31ZM36 233H37V231H36ZM146 233V232H145ZM10 232H8V233H3V236L1 237L2 238V241H3V244H6V243H9L11 240H10ZM13 234V233H12ZM25 234V233H24ZM19 235V234H18ZM23 235V234H22ZM37 235V234H36ZM248 235V234H247ZM30 236V235H29ZM260 237V236H259ZM261 238V237H260ZM21 239V238H20ZM188 239V238H187ZM244 239V238H243ZM251 239V238H250ZM100 240V239H99ZM153 240V239H152ZM175 241V240H174ZM15 242V241H14ZM50 242V241H49ZM97 243V242H96ZM164 243V242H163ZM166 243V242H165ZM172 243V242H171ZM13 244V243H12ZM213 244V243H212ZM16 245V244H15ZM163 245V244H162ZM165 245V244H164ZM169 245V244H168ZM220 245V244H219ZM254 245V244H253ZM6 247H7V245H5ZM11 246H13V245H11ZM4 247V245L1 247V249ZM16 248H17V245H16ZM157 248V247H156ZM166 248V247H165ZM0 249V252H2V254H3V256L1 255V257H0V264H6L8 261H9V259H8V257H9V255H11V254H9V251H10V249L9 250H4V249H6V248H4L3 249V251ZM27 249V248H26ZM184 249V248H183ZM237 249H239V248H237ZM13 250V249H12ZM167 251V250H166ZM263 251V250H262ZM30 252V251H29ZM33 252V251H32ZM162 252H164V251H162ZM247 252V251H246ZM1 254V253H0ZM15 254V253H14ZM28 254V253H27ZM162 254V253H161ZM171 254V253H170ZM30 255V254H29ZM204 255H206V254H204ZM208 255V254H207ZM245 255H247V254H245ZM15 256V255H14ZM28 257H30V256H28ZM33 257V256H32ZM35 257V256H34ZM200 257V256H199ZM199 257H197V258H199ZM22 258V257H21ZM19 256H17V258L15 257V258H12V262H13V264L15 263V264H21L22 263V259H21ZM24 258H27V257H24ZM172 258V257H171ZM28 259V258H27ZM47 259V258H46ZM170 259V258H169ZM188 259V258H187ZM226 259V258H225ZM263 259V258H262ZM25 260V259H24ZM30 260V259H29ZM38 260V259H37ZM192 260V259H191ZM194 260V259H193ZM247 260V259H246ZM260 260V259H259ZM27 262H28V260H26ZM198 261H199V259H198ZM202 261V260H201ZM208 261V260H207ZM24 262V261H23ZM26 262V263H27ZM215 262V261H214ZM220 262V261H219ZM25 262L23 263V264H26ZM30 263V262H29ZM28 263V264H29ZM10 264H11V262H10ZM30 264H32V263H30ZM217 264V263H216ZM257 264V263H256Z\"/></svg>", "mask_w": 264, "mask_h": 264}]
</instances>
